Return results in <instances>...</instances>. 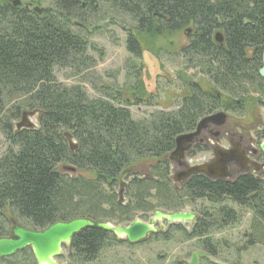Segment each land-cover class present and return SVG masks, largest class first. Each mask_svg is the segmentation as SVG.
<instances>
[{"label":"trees","instance_id":"trees-1","mask_svg":"<svg viewBox=\"0 0 264 264\" xmlns=\"http://www.w3.org/2000/svg\"><path fill=\"white\" fill-rule=\"evenodd\" d=\"M14 2L0 0V127L12 147L0 158L1 237L10 233L12 222L33 231L78 218L129 225L139 216L147 219L159 210L182 212L209 200L215 208L213 219L203 213L192 231L171 225L147 241H170L172 230L178 229L188 240H196L204 253L218 258L222 254L212 231L242 219L234 208L221 205L229 198L253 210V225L237 248L236 261L242 263V253L264 245V184L252 178L219 183L194 177L177 189L171 178L168 156L176 139L194 132L203 118L220 108L216 95L193 83L176 111H158L138 120L122 90L108 88L105 98L90 100L80 88L58 83L55 74L56 68L93 66L90 44L82 33L104 7L113 18L103 21L126 26L133 59H142L143 39L163 40L193 28L179 55L187 66L200 69L220 93H264L259 75L264 0H54V8L42 15L16 8ZM217 33L223 34V45L216 42ZM143 99V94L135 96L137 103ZM26 110L43 114L34 130L16 135L13 121ZM146 159L155 161L148 175L135 172L128 180L127 170ZM64 164L93 173L94 178L62 175ZM123 180L127 183L121 191ZM119 243L113 233L87 229L64 249L70 264H86ZM0 264L37 263L27 248Z\"/></svg>","mask_w":264,"mask_h":264},{"label":"rangeland","instance_id":"rangeland-1","mask_svg":"<svg viewBox=\"0 0 264 264\" xmlns=\"http://www.w3.org/2000/svg\"><path fill=\"white\" fill-rule=\"evenodd\" d=\"M14 1L33 11H47L49 8H54V0ZM102 8L104 11H101L99 18L91 19L82 33L90 44L89 55L94 60L93 66L88 70H84V68L79 70L75 68H56L55 74L58 83L65 87L75 86L80 88L90 100L105 98V91L109 90L108 88L122 90L125 100H128L131 104L129 109L133 117L138 120H146L158 111H176L182 97L190 94V85L193 83H199L205 91L217 92L200 69H192L193 67L187 66L184 59L179 56L181 48L189 43L193 28H190V33H187L189 29H185L177 34L166 36L162 38L163 40L143 39L142 59L135 60L127 49L128 32L126 26L124 24H111L106 19L103 21V18L111 19L113 15L111 13L106 14V8ZM116 20L118 21V19ZM110 93L111 91H109ZM141 94H143L144 99L142 103H137L135 96ZM222 97H228V95ZM230 100V98H226L223 104L228 106ZM29 112L26 110L17 121H13V127L15 128L16 124L18 125L23 121L24 113ZM258 118L264 119V109L262 107L258 112L242 119L246 125L255 126L254 124L257 123ZM26 119L31 121L35 126L34 128L38 126V116H27ZM69 142L72 146H75V141L70 137ZM0 147H2L1 154H4L6 145L4 136L1 138V135ZM154 163V160L147 159L138 161L127 170L128 180L131 174L135 172L142 176L148 175L149 167ZM187 163L189 166H194L195 162L187 160ZM196 163L200 162L196 160ZM185 169V167L173 164L172 174L174 176L177 173L181 174ZM60 172L62 175L70 177L94 178L93 173L80 172L66 164L60 166ZM126 183L127 181L123 180V183L120 184L121 191ZM123 198L121 197V203H124ZM227 204L233 206L235 210H239L236 206L230 203ZM191 210L193 208L188 206L185 212H192ZM248 213L249 211H245L242 219L235 225L222 228L215 227V230L212 231L210 236L219 245V253L222 254L217 258L220 263L264 264V245L262 244L252 248L247 253H242V263L236 261L237 248L241 247L245 241V233L252 227ZM152 217L153 214L149 215L147 219H141L139 216L136 220L139 219L148 223ZM161 224L163 223H159L158 226ZM179 225L187 230V224L182 223ZM121 226H127V224H121ZM188 229L190 230L189 227ZM172 238L170 241L152 238L151 241L146 240L136 245H130L122 240L119 244L106 248L95 262L86 264H188L192 259L193 251L202 252L198 248L196 240H188L184 233L178 231V229L172 230ZM57 261L59 264H70L69 252L64 249L63 255ZM199 264L209 263L207 260L200 259Z\"/></svg>","mask_w":264,"mask_h":264},{"label":"flooded vegetation","instance_id":"flooded-vegetation-1","mask_svg":"<svg viewBox=\"0 0 264 264\" xmlns=\"http://www.w3.org/2000/svg\"><path fill=\"white\" fill-rule=\"evenodd\" d=\"M14 3L16 8L22 7V4L17 1H15ZM34 12L38 15L43 14V12L39 13V11L37 10H35ZM222 38H223V34H222ZM223 42L221 43V45H223ZM263 56H264V51L261 57V69L259 70V75L262 78H264V75H261L260 72L263 69ZM213 94L216 95L219 100H221V106L219 109L215 110L213 113L209 114L208 116L222 114L224 117L218 119L219 124H214V123L209 124L208 126L200 130L198 135L195 137L194 143L192 144L190 150L186 153V157L182 161V166H179L178 164L177 165L179 167H185L186 168L184 170L185 172L191 167L203 166L209 163L213 164L216 162V158L214 157L215 152L220 151L225 155H228L229 158V161L226 163L225 168H223V172L226 173V175H224V178L222 179L213 180L203 174H195L192 175L189 179H187V181H185L182 180L181 175L177 173L175 174V176L173 175L174 186L177 189L183 188L184 186L188 185V183H190L194 177H201L207 179L210 182H219V183H236L242 178H252L264 184V148H263L264 119L258 118L257 123L254 124L255 126L246 125V123L243 122L242 119V118L246 119L248 115L258 112L261 107L264 109V93L257 91V92L245 94L244 96H236V95H228L225 93L223 94L217 91L216 93ZM223 95L226 96L228 95V97H222ZM226 98L231 99L228 106L223 104ZM13 130L15 134L18 135L23 130H34V128L18 129L16 124L15 128L13 127ZM0 135L1 138H3L4 136V143L6 145V150L4 154H1L2 147H0V158H1L2 156L8 154V152L11 150L12 147L8 146L10 139L6 136L5 133H3L1 127H0ZM187 160H193L195 162L194 166H189ZM196 160L199 161L200 163H196ZM173 164L176 163L173 162ZM215 165L217 164H214V166ZM215 168H217V166ZM227 203L236 206V208L239 210H236L237 212L236 211L235 212L237 215L241 217L245 214V211H249L247 215L250 218V225H253V221H252L253 210L250 205L241 206L240 204L236 203L235 201H232L229 198H226L221 205L223 207H228L229 209L234 208L233 206H230ZM213 206L214 204L209 200H207L206 203L199 202V204H195L191 206L193 210H191L192 212L190 213L195 215V218L193 222L185 223L187 224V230L192 231V228L200 219L203 213H206L207 215H209L211 219H213L215 216L214 213L215 208ZM185 210L182 212H185ZM174 225H179V224H174ZM169 226L170 225H167L165 223V231H162L160 230V225H159L158 228L160 231L158 233L166 232L167 231L166 229ZM188 227L190 228V230L188 229ZM0 229H1V221H0ZM11 234H12V227L9 234L3 237H1L0 235V238L11 237ZM208 256L209 259L203 258L201 260H207L209 264L220 263L217 261V258L211 257L210 255ZM212 259L215 260V262H213Z\"/></svg>","mask_w":264,"mask_h":264},{"label":"water","instance_id":"water-1","mask_svg":"<svg viewBox=\"0 0 264 264\" xmlns=\"http://www.w3.org/2000/svg\"><path fill=\"white\" fill-rule=\"evenodd\" d=\"M37 11L39 13L43 12L42 10ZM187 33H190V30ZM215 39L217 43L219 42L221 44L223 42L222 34L217 33ZM260 73L264 75V56L263 69ZM42 114L43 112L41 111L24 113L23 121L17 125V128L33 129L35 126L26 117H33L35 115L39 117ZM223 117L222 114L207 116L198 123L194 133L179 136L176 139L175 150L168 156L171 164L173 165V162H175L179 166H182V161L185 159L186 153L190 150L200 130L209 124H219L218 119ZM214 157L216 158L215 163L191 167L180 174L181 179L187 181V179L195 174H203L213 180L224 178L226 173L223 172V168H225L226 163L229 161L228 155L216 151ZM214 164L217 165L214 166ZM216 166L217 168H215ZM171 178L173 181V174ZM194 218L195 215L190 212L167 213L159 210L153 214V217L148 223L137 219L127 226H116L110 222L78 218L68 222H58L44 231H33L15 223L12 225L11 237L0 238V260L13 257L19 252L30 248L37 264H59L57 260L63 255L64 248L69 247L73 239L87 229H99L110 232L119 241L125 240L130 245H136L145 242L150 236L158 234L160 230L165 231V223L171 226L174 224L193 222ZM159 223H163L160 225V230L158 228ZM203 258L209 259V256L203 252H194L188 264H199V260ZM212 261L215 262L213 259Z\"/></svg>","mask_w":264,"mask_h":264}]
</instances>
